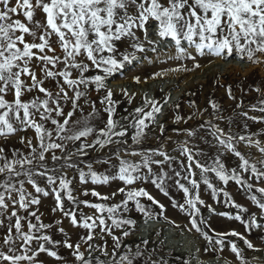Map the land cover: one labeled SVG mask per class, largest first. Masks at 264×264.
Instances as JSON below:
<instances>
[{
    "label": "snow or ice",
    "instance_id": "6c2138e0",
    "mask_svg": "<svg viewBox=\"0 0 264 264\" xmlns=\"http://www.w3.org/2000/svg\"><path fill=\"white\" fill-rule=\"evenodd\" d=\"M38 12L44 14V23L35 20ZM21 15L27 24L16 18ZM150 30H155L159 44L171 42L175 55L168 59L191 60L194 68L200 67L195 63L197 58L204 56L225 62L235 57L252 64L264 63L261 59L264 57V0H0V264H44L41 254L58 264H68L56 250L61 244L71 250L73 264H136L141 258L144 264H160L152 259L151 253L144 257L139 247L133 252L125 245L126 251L121 253L122 237L116 235L115 230L124 229L123 237L130 235L125 226H132L134 221L123 216L129 202H134L136 210L145 217L151 216L141 204V197L158 206L163 214L164 206L159 201L144 188L133 185L150 181L167 196V182L174 177L175 185L184 193L185 203L173 202V207L185 211L187 205L192 210L189 213L193 217L192 229L209 243L213 241L204 228L213 231L214 243L221 251L225 236L237 237L247 249L256 250L240 233H216L203 218L197 219L200 215L197 204L207 205L198 192L192 191L203 184L212 190L213 198L223 192L232 207L246 212L235 204L227 191L215 188L207 174L213 173L225 185L233 181L248 193V199L259 209V219L264 220V187L256 186L264 182V158L257 162L260 165L257 167V163L238 149L241 144L256 148L264 157V143L254 139L255 134H239L231 128L226 131L219 124L206 122L201 127L213 137L217 156L212 164H205L199 158L203 153L194 152L187 142L179 148V156L184 158L179 160L161 148L139 147L147 139L146 130L161 111L154 101L145 104V107L151 105L150 111H145L144 107L135 110L132 127L136 131L131 144L126 129L114 119L116 102L106 82L114 73L141 59L131 51H122L121 45L140 53L157 51L159 44L149 38ZM145 42L151 47L146 48ZM142 59L152 63L146 55ZM134 79L139 82V78ZM90 88L106 93L100 101V109L89 98ZM123 94L128 96L127 91ZM228 95L234 99L231 89ZM9 96L12 99L9 100ZM25 96L30 98L25 99ZM85 106L91 108L86 114ZM240 107L237 104V108ZM212 108L215 118L223 120L218 106L213 104ZM250 110L262 115L249 116L248 112L239 115L264 124V99ZM102 113L107 114L106 122ZM175 120L180 122L182 117L177 115ZM30 130L32 137L27 135ZM17 135L23 150L9 144ZM187 135L191 137L194 133L188 130ZM261 135L264 136V131ZM91 152L102 153L103 156L95 157L93 162L107 165L112 171L94 169L93 162L84 159ZM225 153L239 159V171L226 169L222 161ZM121 154L140 159H124ZM113 158L118 164L112 163ZM165 165L173 175L164 171ZM153 166L160 172H154ZM194 168L199 170L198 180L194 178L197 175ZM72 171L75 176L69 178ZM244 173H250L247 180L242 178ZM77 177L79 185L107 186L119 182L123 186L110 194H102L95 188L82 189V196L100 201L92 202L74 195ZM181 180L187 181L191 189ZM116 196L123 197L120 203H108ZM45 199L54 201L51 213H60L54 225L42 220L41 205ZM65 201L71 207H67ZM81 205L94 212H84ZM207 207L211 214L227 215ZM64 218L71 227L85 230L79 242L71 241L63 226ZM227 218L241 221L248 231L264 229L255 213L246 221L239 214ZM54 226L63 235L62 242L48 234ZM108 237L112 241L111 251ZM227 243L240 264H249L236 243Z\"/></svg>",
    "mask_w": 264,
    "mask_h": 264
},
{
    "label": "rangeland",
    "instance_id": "374dc122",
    "mask_svg": "<svg viewBox=\"0 0 264 264\" xmlns=\"http://www.w3.org/2000/svg\"><path fill=\"white\" fill-rule=\"evenodd\" d=\"M16 18H19L23 23H28L22 15ZM35 20L44 23V14L38 12ZM28 26L32 27V25ZM37 33L39 35V30H37ZM149 38L159 44V37L155 34V30L149 31ZM26 39L31 41L32 38L27 36ZM141 39H144L143 36H141ZM53 40H55V37H53ZM53 46L56 47L55 44ZM144 46L146 48L151 47L147 42H145ZM121 49L122 51H131L138 58H141L138 61H134L133 64L127 65L119 72L114 73L106 82L107 87L113 93V100L116 102L114 119L118 120L120 125L126 129L129 144H131V137L136 131L132 127L134 123L133 114L137 108L141 107H144L145 111H150L151 105L145 107L148 101H154L160 107L161 111L156 115L155 123L151 124L150 128L146 130L147 139L139 146L141 149L150 150L161 148L170 156L176 157L179 160L184 159L179 156V148L187 142V146L193 148L194 152L199 150L203 153V156L199 157L202 163L212 164L214 158L217 156V149L213 137L208 134L205 128L201 127L206 122L219 124L226 131L231 128L235 133L255 134L254 139L261 140L264 143V136L261 135V132L264 131V124L254 123L239 115L241 112H248L249 116L262 115L250 109L252 105L264 99V63L252 64L247 60L238 61L235 57H230L225 62L212 56H204L197 58L195 63H199L200 67L194 68V62L191 60L178 62L173 59H168L169 56L175 55V50L171 47V42L169 44H159L156 52L147 51L146 53H140L135 49L128 48L126 45H121ZM145 55L148 59L152 60V63H148L147 60L142 59ZM261 59L264 60V57H261ZM173 68H187L189 70L170 71ZM156 73H160L161 75L156 76ZM134 78H139V82H136ZM228 89H231L234 99L229 98ZM254 89H260V91L257 92ZM89 91L91 102L100 109L102 107L100 101L106 93L103 90L96 92L92 88ZM124 91H127L128 96L123 94ZM32 95H36V93ZM129 97H131V101H129ZM7 98L9 100L12 99L11 96ZM24 98L29 99L30 97L25 96ZM213 104L217 105L220 109L219 114L224 117L223 120H217L215 118V110L212 108ZM237 104H240L241 107L237 108ZM90 110L91 108L89 106H85V114ZM80 115V113H77V116ZM177 115L182 117L180 122H176L175 120ZM102 117L106 122L107 114L102 113ZM245 125H247V128H245ZM99 126L103 127V124ZM188 130H191L194 135L189 137L187 135ZM20 135H23V133ZM27 135L32 137L33 133L31 130ZM9 144H15L17 148L22 150L24 147L19 144V135L13 137L9 141ZM238 149L246 157H249L253 163H257L260 159L264 158L261 157V154L256 148H247L241 144L238 146ZM107 151L105 150V152ZM121 155L123 156V154ZM97 156L102 157L103 154L91 152L84 159L88 162H93ZM123 158L133 161H139L140 159L138 156H123ZM156 158L162 159L161 157ZM222 161L226 169L239 171L240 161L231 153H225ZM112 163L118 164V161L113 158ZM257 167H260L259 163H257ZM93 168L99 172L112 171L107 165L96 164L94 162ZM153 169L156 173L160 172V169L155 166H153ZM164 171H167L169 175L172 174L166 165L164 166ZM194 171L197 174L194 178L198 180L199 170L194 168ZM207 175L215 188L227 191L235 204L242 206L247 211L241 213L237 208L232 207L225 200L223 192H218L217 196L213 198L212 190L201 184L198 190H192L193 193L198 192L200 199L205 202V205L214 208L216 213H225L227 215L211 214L207 206L197 204L200 215L196 218H203L216 233H228L231 231L240 233L253 243L256 250L247 249L243 240H239L237 237L225 236L226 243L221 251L219 250L220 246L214 243L216 237L213 231L204 228L205 233L212 238L213 242L209 243L208 240L204 239L192 229L190 220L193 217L189 214L192 210L187 205H185V211H181L178 207H173V202L177 205L185 203L184 193L175 185L176 178L174 177L173 180L167 182V196L163 195L150 181L137 182L132 186L144 188L164 206V209L161 215V209L158 206L153 205L151 201L141 197L139 198L141 204L146 206L151 213L150 217H145L143 213L136 210L134 202H129L128 211L123 212V216L134 221L132 226H125L130 235L123 237L122 232L124 229L115 230V234L122 237L121 253L126 251V248H124L125 245L130 247L133 252L139 247L144 257H147L151 253L152 259L159 261L160 264H164V262L166 264H189L187 260L175 258V255H163L162 248L160 247L155 248L152 246V249H150L151 247L148 249L146 246H150V244H141L139 246L130 244V238L135 232L133 228L137 220L142 219L146 229L163 225L165 238L175 243L181 250L191 254L190 264H240L235 254L231 252L230 245L227 243L228 241L237 244L242 256L249 264H264V229H251L248 231L241 221L227 218V216L234 217L239 214L242 220L246 221L251 214L255 213L259 223L264 224V220L259 219V209L248 199V193L242 190L241 186H238L235 182L229 181L225 185L213 173H208ZM249 175L250 173H244L242 178L247 180ZM74 176L75 172H70L69 178H73ZM248 182L255 183L254 180H249ZM181 183L191 189L187 181L181 180ZM121 186L123 185L119 182H113L107 186H94L90 183L87 185H79L78 177L73 185L76 188L74 195H77L79 199H89L92 202L100 201L94 197L82 196L80 194L82 189L95 188L102 194H110ZM256 186L264 187V182H259ZM256 195L259 196V193H256ZM122 198V196H116L108 203H120ZM53 204V200L45 199L41 205V212L44 213L42 220L45 223L54 225L55 219L60 218V213H51L50 210ZM65 204L67 207H71L67 201H65ZM81 208L88 214L94 212L93 209L84 208L83 205H81ZM63 226L73 243L79 242V237L85 234V230L71 227L66 218L63 219ZM48 234L57 241L62 242L64 239L63 235L56 230L55 226ZM107 239L109 251H111L112 241L110 237ZM56 250L68 261V264H73V259L70 256L71 250L63 248L62 244ZM81 250L83 251V248ZM96 255H99V253H96ZM40 259L44 261V264H58L57 261L48 258L46 254H41ZM101 259L107 258L101 257ZM136 264H144V259L141 258Z\"/></svg>",
    "mask_w": 264,
    "mask_h": 264
},
{
    "label": "bare ground",
    "instance_id": "6f19581e",
    "mask_svg": "<svg viewBox=\"0 0 264 264\" xmlns=\"http://www.w3.org/2000/svg\"><path fill=\"white\" fill-rule=\"evenodd\" d=\"M143 223L144 221L142 219L137 220V223L133 228L135 232L130 238V244L139 246L144 244V241H147V244H150V246H146L148 249L150 247V249H152V246L155 248L160 247L162 248L163 255H175V258L187 260L190 264L192 258L191 254L181 250L175 245V243L165 238L166 236L163 234V225H157L146 229V226Z\"/></svg>",
    "mask_w": 264,
    "mask_h": 264
}]
</instances>
